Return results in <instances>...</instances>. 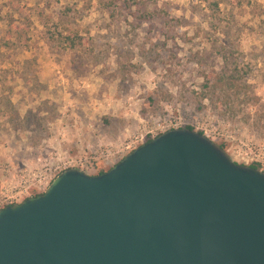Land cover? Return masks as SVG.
Listing matches in <instances>:
<instances>
[{
	"label": "rangeland",
	"instance_id": "1",
	"mask_svg": "<svg viewBox=\"0 0 264 264\" xmlns=\"http://www.w3.org/2000/svg\"><path fill=\"white\" fill-rule=\"evenodd\" d=\"M188 127L264 172V0H0L2 209Z\"/></svg>",
	"mask_w": 264,
	"mask_h": 264
},
{
	"label": "water",
	"instance_id": "2",
	"mask_svg": "<svg viewBox=\"0 0 264 264\" xmlns=\"http://www.w3.org/2000/svg\"><path fill=\"white\" fill-rule=\"evenodd\" d=\"M0 264H264V172L170 130L0 210Z\"/></svg>",
	"mask_w": 264,
	"mask_h": 264
},
{
	"label": "trees",
	"instance_id": "3",
	"mask_svg": "<svg viewBox=\"0 0 264 264\" xmlns=\"http://www.w3.org/2000/svg\"><path fill=\"white\" fill-rule=\"evenodd\" d=\"M217 6H218V4H217ZM150 15H151L150 13L146 14V16L144 15V19L148 21V20L151 18ZM223 72H226V66L223 68ZM219 76L222 77V80H225V76H223V73H221ZM235 86H236V84H235V82H234L233 80H229V82H227V89L233 88V87H235ZM212 88H217V85L212 86ZM186 129H189V130H193V131H195V129L192 128V127H188V128H186ZM200 134H202V135L204 136L203 133H200ZM149 142H150V141H149ZM220 148H221L222 150L224 149L223 146L220 147ZM251 167H253V168H255V169H258V170H261V166H260V164H253ZM104 173H106V171H101L98 175H101V174H104ZM37 196H39V195H37V194L34 195V197H37Z\"/></svg>",
	"mask_w": 264,
	"mask_h": 264
},
{
	"label": "built area",
	"instance_id": "4",
	"mask_svg": "<svg viewBox=\"0 0 264 264\" xmlns=\"http://www.w3.org/2000/svg\"><path fill=\"white\" fill-rule=\"evenodd\" d=\"M177 129H178V128H177ZM173 130H174V129H173ZM142 138H143V141H144V140H145V136H143ZM30 189H31V188L27 185V182H24V185H22V186L20 187V190H19L18 192L12 194L11 196H6V198H4V199H10V200L15 201L18 197H21V196L24 195V194H28L29 191H30ZM0 202H1V201H0ZM6 202H7V200H6ZM3 205H5V204L0 203V210H2V207H4ZM12 205H14V202L11 203V204L8 203L7 206H12Z\"/></svg>",
	"mask_w": 264,
	"mask_h": 264
}]
</instances>
